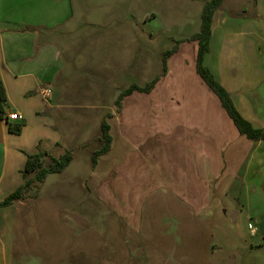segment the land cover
<instances>
[{
	"label": "crops",
	"instance_id": "obj_1",
	"mask_svg": "<svg viewBox=\"0 0 264 264\" xmlns=\"http://www.w3.org/2000/svg\"><path fill=\"white\" fill-rule=\"evenodd\" d=\"M208 1L0 0L6 115L24 117L13 123L22 125L20 135L0 121V204L22 186L28 156L46 152V167L67 151L73 156L62 173L0 207V264L13 263L23 213L34 218L49 204L69 208L78 191L89 205L107 207V218L129 225L154 203L153 192L155 205L202 221L213 216L212 191L264 192V142L239 133L197 73L199 46L191 38ZM79 43L91 48L87 59H75ZM175 47L154 89L126 97L117 112L120 94L161 75L163 55ZM205 65L240 115L264 130V0L224 1ZM108 114L112 148L94 167Z\"/></svg>",
	"mask_w": 264,
	"mask_h": 264
},
{
	"label": "rangeland",
	"instance_id": "obj_2",
	"mask_svg": "<svg viewBox=\"0 0 264 264\" xmlns=\"http://www.w3.org/2000/svg\"><path fill=\"white\" fill-rule=\"evenodd\" d=\"M74 49L75 59L90 57L88 45ZM154 193V203L133 225L107 218V207L89 205L81 191L69 208L49 204L34 218L23 213L12 264H264L263 191L246 186L212 191L213 216L204 222L195 214L179 216L173 208L155 205Z\"/></svg>",
	"mask_w": 264,
	"mask_h": 264
},
{
	"label": "trees",
	"instance_id": "obj_3",
	"mask_svg": "<svg viewBox=\"0 0 264 264\" xmlns=\"http://www.w3.org/2000/svg\"><path fill=\"white\" fill-rule=\"evenodd\" d=\"M225 0H211L208 1L202 12V26L199 33L193 35L191 41L198 43L197 56V73L201 79L207 84L211 91L219 98L223 108L234 123L235 127L242 136H245L252 142H264V130L255 129L249 121L244 119L236 109L230 93L217 81L215 76L211 73L209 68L205 65V57L210 53L211 41L213 36V24L217 11L221 8ZM177 47L164 53L163 55V71L155 80L148 83L144 87L136 84L131 85L128 89L123 91L116 101L117 112H120L124 99L131 96L135 92L149 94L155 85L167 74V61L176 52ZM7 94L0 76V121H7L6 106ZM113 116L108 114L102 123V147L93 154V165L96 167L101 156L108 154L111 151L113 138L111 135V125L108 120ZM9 123V131L13 134L20 135L22 132V125ZM48 154L44 151H39L35 155L28 156L24 168L23 184L13 194L8 196L0 207H8L17 201L22 200L30 191L33 190L34 185L43 184L49 175L62 173L73 160L70 151L65 152L59 158H53L52 163L46 167L45 159Z\"/></svg>",
	"mask_w": 264,
	"mask_h": 264
},
{
	"label": "built area",
	"instance_id": "obj_4",
	"mask_svg": "<svg viewBox=\"0 0 264 264\" xmlns=\"http://www.w3.org/2000/svg\"><path fill=\"white\" fill-rule=\"evenodd\" d=\"M51 94H52V91L50 89H47L43 92V96L45 99H49ZM6 119L8 122L21 123V122H23L24 117L20 113L14 112V113L7 115ZM249 229H250L252 235L256 234L257 231L253 226L250 225Z\"/></svg>",
	"mask_w": 264,
	"mask_h": 264
}]
</instances>
